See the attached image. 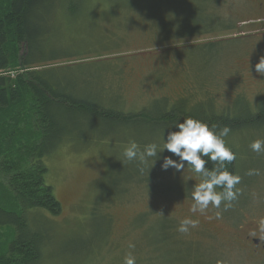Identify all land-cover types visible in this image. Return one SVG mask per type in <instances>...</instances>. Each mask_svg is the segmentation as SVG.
<instances>
[{
  "label": "rangeland",
  "instance_id": "374dc122",
  "mask_svg": "<svg viewBox=\"0 0 264 264\" xmlns=\"http://www.w3.org/2000/svg\"><path fill=\"white\" fill-rule=\"evenodd\" d=\"M249 1L218 0L208 14L233 29L212 22V32L193 35L187 34L188 28L199 29L200 21L197 27L187 15L180 21L166 19L171 0H138L137 5L124 4L128 8L87 0L80 33L70 31L69 36L107 41L110 53L122 58L118 109L125 114L146 110L148 117L119 126L114 137L63 144L44 159L45 182L52 187L61 212L28 214L31 230L46 234L48 247L40 264H123L128 252L136 257V264H255L232 243L230 224L240 212L264 208V153L250 148L252 141L264 139V123L224 138L236 154L240 195L227 211L223 205L221 209L210 206L207 215L219 211L220 219L192 216L200 223L188 234L177 228L191 215L190 193L200 178L187 167L182 173L161 170L162 157L172 156L166 150L152 168L150 163L123 162L122 156L130 141L141 148L160 144L163 131L166 139L169 130H176L177 121L199 113L238 116V109L246 108L244 116L251 118L257 105H264V76L254 69L264 56V24H240L264 16ZM182 2L187 7V0ZM164 25L171 32L180 25V36L163 37ZM250 169L260 174L249 176ZM189 174L192 180L186 181ZM8 199L0 174V202L10 203ZM13 233V226L0 227V250ZM129 243L135 247L130 249Z\"/></svg>",
  "mask_w": 264,
  "mask_h": 264
},
{
  "label": "trees",
  "instance_id": "16d2710c",
  "mask_svg": "<svg viewBox=\"0 0 264 264\" xmlns=\"http://www.w3.org/2000/svg\"><path fill=\"white\" fill-rule=\"evenodd\" d=\"M104 1L110 5L122 3L123 8L139 3ZM86 2L0 0V174L11 201L0 202V227L10 225L14 229L0 250V264H40L48 247L46 234L43 230L34 233L28 220L33 210H44L51 216L61 212L52 187L45 182L46 157L68 142L114 137L119 126L127 127L148 117L146 110L125 114L118 109L122 58L110 53L107 41L69 36L70 31L80 33ZM217 2L187 0L186 7L182 0H171V14L166 19L180 21L187 15L195 26L200 21L199 29L188 28L187 34L193 35L212 32V22L233 29L208 14L209 7ZM175 29L171 32L164 25L160 34L180 36V25ZM97 44L99 47L94 48ZM97 50L102 52L96 54ZM258 105L251 118L244 116L246 108L238 109V116L199 113L191 118L210 127L215 125L217 131L226 125L231 135L264 123V105ZM236 161L226 167L239 175ZM214 166L211 161L206 165L209 169Z\"/></svg>",
  "mask_w": 264,
  "mask_h": 264
},
{
  "label": "clouds",
  "instance_id": "9594fccd",
  "mask_svg": "<svg viewBox=\"0 0 264 264\" xmlns=\"http://www.w3.org/2000/svg\"><path fill=\"white\" fill-rule=\"evenodd\" d=\"M227 14V13H226ZM249 65V63H248ZM256 73L264 76V56L260 57L258 63L254 65ZM249 70V69H248ZM175 131L169 130L166 139L162 132V143H150L141 148L135 141H130L123 149V162H138L145 166L150 163L153 167L157 160L161 159V154L166 150L172 156H163L160 164L161 170L168 171L170 168L176 172H184L187 167L190 173H195L200 182L195 184L190 193L192 203L188 208L190 216H185L179 223L177 231L181 234H188L191 229L199 227V219L192 216H204L208 220L220 219V212L215 216H208L211 208L227 211L233 207V202L240 195L237 185L241 182V176L230 172L226 165L236 159V154L226 145L225 137L231 132L228 126H209L208 124L194 118L183 119V122L175 123ZM253 152L264 153V139H256L250 144ZM176 157L173 159L172 157ZM209 161L214 163V167L209 169L206 165ZM149 168V169H150ZM148 169V172H149ZM141 172L144 168L141 167ZM258 169H250L247 175H259ZM186 181L192 180V175L186 176ZM219 189V190H218ZM259 231L264 233V220H261ZM253 236L256 233H252ZM130 249L135 245L129 243ZM123 264H136V257L132 252H128Z\"/></svg>",
  "mask_w": 264,
  "mask_h": 264
},
{
  "label": "flooded vegetation",
  "instance_id": "af4514ba",
  "mask_svg": "<svg viewBox=\"0 0 264 264\" xmlns=\"http://www.w3.org/2000/svg\"><path fill=\"white\" fill-rule=\"evenodd\" d=\"M249 5L264 16V0H250ZM256 22L264 24V17L257 20L249 18L240 24ZM239 214L240 216L230 224L232 226L231 233L233 234L232 243L255 264H264V233L259 231L260 222L264 220V208H261V210L255 208ZM252 233H256V235L253 236Z\"/></svg>",
  "mask_w": 264,
  "mask_h": 264
}]
</instances>
